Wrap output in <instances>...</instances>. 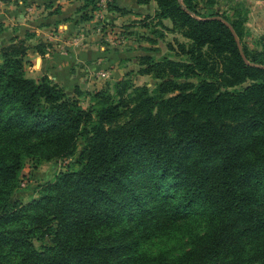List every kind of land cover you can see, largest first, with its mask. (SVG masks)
<instances>
[{"label":"trees","instance_id":"trees-1","mask_svg":"<svg viewBox=\"0 0 264 264\" xmlns=\"http://www.w3.org/2000/svg\"><path fill=\"white\" fill-rule=\"evenodd\" d=\"M154 1L190 41H178L185 57L141 60L152 89L127 71L113 87L69 93L27 74L29 48L48 45L29 44L33 31L0 47V264H264V50L241 41L249 8ZM80 140L76 167L13 199L28 159L73 156ZM166 234L183 248L146 245Z\"/></svg>","mask_w":264,"mask_h":264},{"label":"rangeland","instance_id":"rangeland-1","mask_svg":"<svg viewBox=\"0 0 264 264\" xmlns=\"http://www.w3.org/2000/svg\"><path fill=\"white\" fill-rule=\"evenodd\" d=\"M82 1L80 6L68 9L69 12L75 13L73 12L74 16L68 15L66 18L75 20L77 33L85 35L89 33V36L94 39L91 48L99 52L91 62V70L87 71V78L90 80L89 89L106 85L113 87L115 81L126 75L127 71L136 84L146 83L152 89L158 80L151 74L139 72L141 60H144L147 55L154 59H160L165 55L174 58L185 57L179 53L178 41L190 40L182 34L180 29L173 27L170 19L160 21L155 13L157 5L154 0L140 4L139 7L134 6V10L126 14L110 10L107 6L108 0H98V8L94 10L92 6H84ZM123 1L128 5L131 3L137 5L136 0ZM233 3L249 8L243 16L245 20L242 28V43L251 49L264 50V0H227L216 6L202 0L200 8L203 11L218 10L232 15ZM1 4H3L2 0H0V7ZM53 6L54 10L60 8L55 6V3ZM87 12L92 14V18H84ZM75 87L76 85H69L66 89L69 93H73ZM80 99L84 106L91 101L89 96H82ZM81 147L82 140L79 141L75 155L59 160L35 163L28 159L21 173L20 186L15 191L13 199L30 200L38 194L40 184L53 179L58 170L76 167L74 159L78 156ZM179 237L180 235L173 234L153 237L146 241V245L156 251L164 249L168 253H175L183 248Z\"/></svg>","mask_w":264,"mask_h":264},{"label":"crops","instance_id":"crops-1","mask_svg":"<svg viewBox=\"0 0 264 264\" xmlns=\"http://www.w3.org/2000/svg\"><path fill=\"white\" fill-rule=\"evenodd\" d=\"M81 1L2 0L0 47L14 36L24 37L28 30L33 31L35 34L28 39V43L34 45L39 40L46 41L48 50L41 54L34 46L29 48L25 57L29 60L26 64L27 74L37 78L48 74L62 85H79L81 88L89 89L87 71L91 70V62L99 52L91 48L94 39L89 33L88 35L77 33L75 20L66 18L68 15L74 16V11L69 12L68 9L80 6ZM54 3L60 7V11H53ZM139 5L131 3L133 7Z\"/></svg>","mask_w":264,"mask_h":264}]
</instances>
